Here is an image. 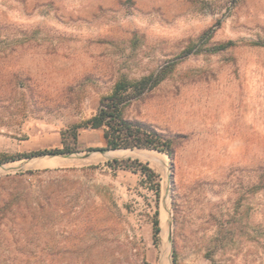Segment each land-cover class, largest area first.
<instances>
[{
  "label": "rangeland",
  "instance_id": "rangeland-1",
  "mask_svg": "<svg viewBox=\"0 0 264 264\" xmlns=\"http://www.w3.org/2000/svg\"><path fill=\"white\" fill-rule=\"evenodd\" d=\"M260 40L264 0H0V153L60 146L116 81L167 63L123 114L176 138L172 159L113 156L83 127L72 153L85 159L0 164V264H264ZM127 156L158 174V197L105 165Z\"/></svg>",
  "mask_w": 264,
  "mask_h": 264
},
{
  "label": "trees",
  "instance_id": "trees-1",
  "mask_svg": "<svg viewBox=\"0 0 264 264\" xmlns=\"http://www.w3.org/2000/svg\"><path fill=\"white\" fill-rule=\"evenodd\" d=\"M203 38L211 37V30H206L202 34ZM264 46V41L254 42ZM233 42L228 40L220 42L207 48V51H221ZM197 45L186 47L181 55L185 56L193 52H198L201 48H195ZM171 64L167 63L156 72L144 76L135 81L120 79L115 82L112 91L100 98L98 107L93 115L84 122L74 124L60 130V146L39 148L15 155L0 153V164L21 158H33L45 155H58L72 153L77 150L78 130L83 127L90 129H100L102 131L103 145L99 148H90L98 150H116V149H148L166 154L170 159L174 156L175 136L167 135L151 124L146 122L129 119L124 116V108L134 100L139 99L145 92L157 86L169 72ZM105 165L111 170L123 169L132 173H139L142 176V182L149 184V188L155 196H159L158 174L148 166L147 163L131 157L113 158L107 160ZM159 221L157 211L152 216V240L156 244L158 240Z\"/></svg>",
  "mask_w": 264,
  "mask_h": 264
},
{
  "label": "bare ground",
  "instance_id": "bare-ground-1",
  "mask_svg": "<svg viewBox=\"0 0 264 264\" xmlns=\"http://www.w3.org/2000/svg\"><path fill=\"white\" fill-rule=\"evenodd\" d=\"M135 152L136 153H139L140 154V156H142V155H145V156H147V157H150V158H154L155 160H156V158L158 157V156H160L159 154H157V155H155V154H153V155H151V154H146L147 152L146 151H142V150H135ZM135 152H132V151H125V150H123V149H118V150H114V151H112V153H110L111 155H113V156H126V155H135L136 153ZM165 199V198H164ZM164 202H166V200H164ZM166 204V203H165ZM167 206V205H166ZM166 208H168V207H166ZM167 212L163 209V214H162V236L164 237V230H165V228H166V219H167ZM162 237V238H163ZM163 246V245H162ZM165 250H166V248H165ZM163 253H164V251H163ZM166 254V253H165Z\"/></svg>",
  "mask_w": 264,
  "mask_h": 264
},
{
  "label": "water",
  "instance_id": "water-1",
  "mask_svg": "<svg viewBox=\"0 0 264 264\" xmlns=\"http://www.w3.org/2000/svg\"><path fill=\"white\" fill-rule=\"evenodd\" d=\"M116 150H118V149H116ZM135 150H141V149H138V148L129 149V151H132V152H135ZM99 151L100 152H108V151H111L112 152L114 150H101L100 149ZM88 154H89V151H87L86 153H81V154H79V153H76V154H73V153H64V154H58V155H60L62 157H66V158L75 157V158H78V159H85V158L88 157ZM58 155H48V156L51 157V156H58ZM132 156H134L136 158V157L140 156V154L139 153H136L135 155H132ZM127 157H129V156H127Z\"/></svg>",
  "mask_w": 264,
  "mask_h": 264
}]
</instances>
